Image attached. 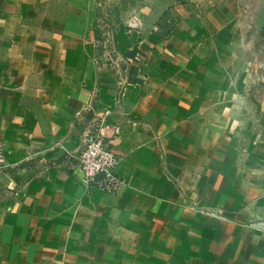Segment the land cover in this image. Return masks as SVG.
<instances>
[{"label":"crops","instance_id":"obj_1","mask_svg":"<svg viewBox=\"0 0 264 264\" xmlns=\"http://www.w3.org/2000/svg\"><path fill=\"white\" fill-rule=\"evenodd\" d=\"M102 3L0 0V264H264L241 0ZM91 102L121 127L116 194L65 160Z\"/></svg>","mask_w":264,"mask_h":264},{"label":"built area","instance_id":"obj_2","mask_svg":"<svg viewBox=\"0 0 264 264\" xmlns=\"http://www.w3.org/2000/svg\"><path fill=\"white\" fill-rule=\"evenodd\" d=\"M77 121L78 124H84L83 145L77 155L67 154L65 160L73 169L81 172L82 184L86 189L116 194L124 184L117 170L121 157L113 149L114 141L122 133L121 127L109 123L108 117L99 112L94 102L83 106ZM30 158L33 156L30 155ZM11 168L6 157L5 143L0 137V174Z\"/></svg>","mask_w":264,"mask_h":264},{"label":"rangeland","instance_id":"obj_3","mask_svg":"<svg viewBox=\"0 0 264 264\" xmlns=\"http://www.w3.org/2000/svg\"><path fill=\"white\" fill-rule=\"evenodd\" d=\"M105 13L110 0H102ZM243 13L248 19L247 38L249 47V61L254 71L257 70L260 84L252 87L254 97L264 100V0H241ZM257 82V81H256Z\"/></svg>","mask_w":264,"mask_h":264}]
</instances>
